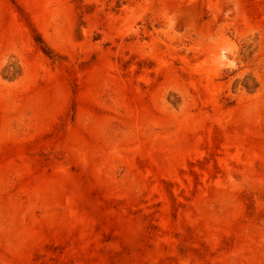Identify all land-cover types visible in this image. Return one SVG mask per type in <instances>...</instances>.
Masks as SVG:
<instances>
[{
  "label": "rangeland",
  "instance_id": "rangeland-1",
  "mask_svg": "<svg viewBox=\"0 0 264 264\" xmlns=\"http://www.w3.org/2000/svg\"><path fill=\"white\" fill-rule=\"evenodd\" d=\"M0 264H264V0H0Z\"/></svg>",
  "mask_w": 264,
  "mask_h": 264
}]
</instances>
